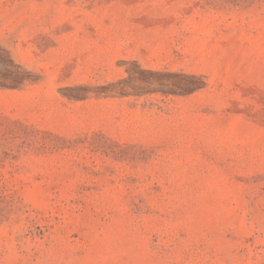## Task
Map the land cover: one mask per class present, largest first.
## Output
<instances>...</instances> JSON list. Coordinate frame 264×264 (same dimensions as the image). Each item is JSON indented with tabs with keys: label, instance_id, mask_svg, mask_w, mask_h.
Here are the masks:
<instances>
[{
	"label": "rangeland",
	"instance_id": "rangeland-1",
	"mask_svg": "<svg viewBox=\"0 0 264 264\" xmlns=\"http://www.w3.org/2000/svg\"><path fill=\"white\" fill-rule=\"evenodd\" d=\"M0 264H264V0H0Z\"/></svg>",
	"mask_w": 264,
	"mask_h": 264
}]
</instances>
